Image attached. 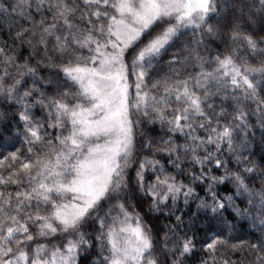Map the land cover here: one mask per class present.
I'll use <instances>...</instances> for the list:
<instances>
[{"label":"snow or ice","instance_id":"6c2138e0","mask_svg":"<svg viewBox=\"0 0 264 264\" xmlns=\"http://www.w3.org/2000/svg\"><path fill=\"white\" fill-rule=\"evenodd\" d=\"M0 106V264H264V0H0Z\"/></svg>","mask_w":264,"mask_h":264},{"label":"trees","instance_id":"16d2710c","mask_svg":"<svg viewBox=\"0 0 264 264\" xmlns=\"http://www.w3.org/2000/svg\"><path fill=\"white\" fill-rule=\"evenodd\" d=\"M0 111H3V107L2 106H0ZM256 138L259 139V132L258 131L256 133ZM197 191H199L201 195L204 194L201 189H197ZM220 191L222 193L226 194V190L225 189L222 188V189H220ZM229 219H231V217H229ZM166 223H167V221L162 220V219L160 221H158V224L161 225V226L166 224ZM238 229H239L238 234L241 235L243 238H246V239H249V240L254 239V237L251 235L253 229L250 227V225L248 223L241 222V225L238 226ZM236 234L237 233H234V235H236ZM199 236L202 237L203 233H200ZM233 242L235 243L236 241H233ZM196 247H197V254L194 255L193 258H192L193 264H198L199 256L201 254L199 252V250L201 248V244L199 242L197 243ZM236 258L237 257H233V259H236Z\"/></svg>","mask_w":264,"mask_h":264}]
</instances>
